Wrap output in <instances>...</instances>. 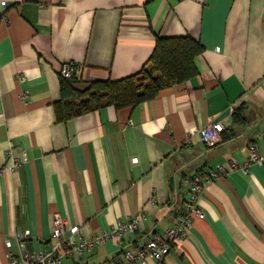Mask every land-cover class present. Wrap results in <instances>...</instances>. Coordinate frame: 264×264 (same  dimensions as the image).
<instances>
[{
	"label": "crops",
	"instance_id": "1",
	"mask_svg": "<svg viewBox=\"0 0 264 264\" xmlns=\"http://www.w3.org/2000/svg\"><path fill=\"white\" fill-rule=\"evenodd\" d=\"M157 37L199 42L197 74L133 109L56 121L62 65L118 80L142 69ZM215 121L221 140L206 146L199 130ZM249 144L264 159V0H0V264L47 250L55 214L87 240L145 216L62 264L141 248L181 216L185 178L219 165L227 174L198 199L204 217L146 264H264V163L241 172Z\"/></svg>",
	"mask_w": 264,
	"mask_h": 264
},
{
	"label": "built area",
	"instance_id": "2",
	"mask_svg": "<svg viewBox=\"0 0 264 264\" xmlns=\"http://www.w3.org/2000/svg\"><path fill=\"white\" fill-rule=\"evenodd\" d=\"M1 6L4 7L5 3H1ZM75 67L74 64L62 65L59 69L60 77L70 79L73 76ZM223 129V125L218 121L208 123L199 130V138L206 146H214L220 142ZM247 156L246 163L240 169L243 174L248 173L250 164L260 165L264 163V159L259 154L258 147L255 144L247 146ZM131 162L137 163V158L131 159ZM225 174H227L226 168L219 165L216 169L199 171L185 178L182 184L187 186L184 191V210L178 220L165 230L164 235L155 234L141 248L115 256L102 264H146L148 260L157 262L163 260L169 253L170 246L176 240L186 237L187 231L191 227V217H204L197 203L205 186ZM144 219L143 212L137 213L133 217H126L117 221L100 235L87 240L78 236V226H69L66 219L55 214L53 216L52 244L50 247L43 252L34 254L24 252L19 257L10 252L9 264H62L63 260L70 257L72 253L80 255L85 250L140 230ZM7 246L9 247L10 244H7Z\"/></svg>",
	"mask_w": 264,
	"mask_h": 264
},
{
	"label": "trees",
	"instance_id": "3",
	"mask_svg": "<svg viewBox=\"0 0 264 264\" xmlns=\"http://www.w3.org/2000/svg\"><path fill=\"white\" fill-rule=\"evenodd\" d=\"M202 52L201 44L189 37H157L151 56L134 75L94 82L82 81L74 74L70 79L61 78L60 98L54 104L55 119L64 122L105 107L133 109L162 90L194 77V60ZM233 120L242 122L238 113Z\"/></svg>",
	"mask_w": 264,
	"mask_h": 264
}]
</instances>
